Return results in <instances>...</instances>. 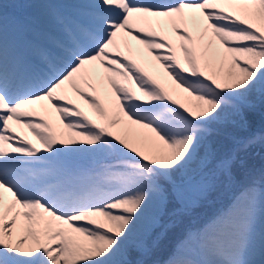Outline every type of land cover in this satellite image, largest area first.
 <instances>
[{"label":"snow or ice","instance_id":"snow-or-ice-1","mask_svg":"<svg viewBox=\"0 0 264 264\" xmlns=\"http://www.w3.org/2000/svg\"><path fill=\"white\" fill-rule=\"evenodd\" d=\"M257 149L264 0H0V264H264Z\"/></svg>","mask_w":264,"mask_h":264},{"label":"rangeland","instance_id":"rangeland-1","mask_svg":"<svg viewBox=\"0 0 264 264\" xmlns=\"http://www.w3.org/2000/svg\"><path fill=\"white\" fill-rule=\"evenodd\" d=\"M13 2V0H3V3L5 2ZM264 163V161L260 162L259 165ZM260 166H256L259 168ZM216 210L215 204L205 205L203 208H201L197 213L193 214L188 220H185L184 223L181 225L180 228H178L168 239V241L165 242L164 245L160 248L157 255L155 256V259H161V257H164L166 254H168L172 246L180 239V236L184 230V228H195L197 227L200 222L203 220L204 217L210 215L212 212Z\"/></svg>","mask_w":264,"mask_h":264},{"label":"trees","instance_id":"trees-1","mask_svg":"<svg viewBox=\"0 0 264 264\" xmlns=\"http://www.w3.org/2000/svg\"><path fill=\"white\" fill-rule=\"evenodd\" d=\"M257 150H258L259 152L256 153V154L254 155V163H255V165H259V163L262 162V160H261V156L264 155V153H261L259 149H257ZM257 150H256V151H257ZM259 166H260V165H259Z\"/></svg>","mask_w":264,"mask_h":264},{"label":"bare ground","instance_id":"bare-ground-1","mask_svg":"<svg viewBox=\"0 0 264 264\" xmlns=\"http://www.w3.org/2000/svg\"><path fill=\"white\" fill-rule=\"evenodd\" d=\"M11 3L12 2H9V1H7V2H5V4H9V5H11ZM9 11H11V8H9ZM146 67H148V69L151 71L152 69H151V67L149 66V65H145Z\"/></svg>","mask_w":264,"mask_h":264}]
</instances>
